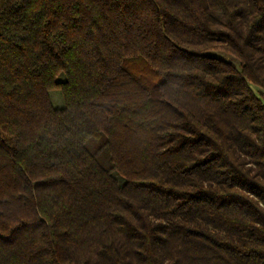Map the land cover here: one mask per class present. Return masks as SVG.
<instances>
[{"label": "trees", "instance_id": "obj_1", "mask_svg": "<svg viewBox=\"0 0 264 264\" xmlns=\"http://www.w3.org/2000/svg\"><path fill=\"white\" fill-rule=\"evenodd\" d=\"M252 86L264 0H0V264H264Z\"/></svg>", "mask_w": 264, "mask_h": 264}, {"label": "rangeland", "instance_id": "obj_2", "mask_svg": "<svg viewBox=\"0 0 264 264\" xmlns=\"http://www.w3.org/2000/svg\"><path fill=\"white\" fill-rule=\"evenodd\" d=\"M219 55H221V53L218 52ZM228 59V57H227ZM61 78L63 77L62 75L60 76ZM253 91L256 93V95H259V91L258 88L255 86H252ZM49 98L50 101L52 102L53 107L55 108H62L64 106V102L62 99V96L59 92V90H51L49 91ZM260 98L262 99V102H264V95L260 96Z\"/></svg>", "mask_w": 264, "mask_h": 264}]
</instances>
